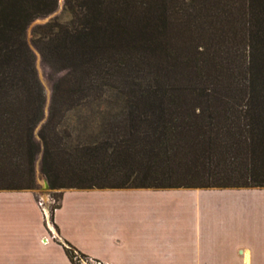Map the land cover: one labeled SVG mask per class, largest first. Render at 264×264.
<instances>
[{"label": "trees", "instance_id": "trees-1", "mask_svg": "<svg viewBox=\"0 0 264 264\" xmlns=\"http://www.w3.org/2000/svg\"><path fill=\"white\" fill-rule=\"evenodd\" d=\"M56 2L0 0V190L34 189L40 151L51 191L264 189V0H63L30 39L58 75L36 140L25 34ZM87 104L104 117L73 139L66 115Z\"/></svg>", "mask_w": 264, "mask_h": 264}, {"label": "crops", "instance_id": "crops-1", "mask_svg": "<svg viewBox=\"0 0 264 264\" xmlns=\"http://www.w3.org/2000/svg\"><path fill=\"white\" fill-rule=\"evenodd\" d=\"M38 201L0 190V264H264V189H66L54 238Z\"/></svg>", "mask_w": 264, "mask_h": 264}, {"label": "rangeland", "instance_id": "rangeland-1", "mask_svg": "<svg viewBox=\"0 0 264 264\" xmlns=\"http://www.w3.org/2000/svg\"><path fill=\"white\" fill-rule=\"evenodd\" d=\"M63 4H64L63 0H57L56 11L45 17H40L32 21L27 27L26 34H25L26 40L29 43L30 50L32 51L35 57L34 66H35V71H36V77L41 85V88L44 94V107H43L44 116H43V119L40 121V123L37 125V127L34 130V136L36 140H38L37 132L40 126L47 119L50 98H51L52 83L57 78L58 75L53 73L42 62L37 49L31 46L30 39H31L32 32L35 26L44 24L54 17L60 20L64 18L62 15ZM104 112H105V108L103 107L102 108L100 107L99 110H97L96 107L92 104L83 105L67 113L65 121H64L65 128L71 134V137L73 139H75L76 137H84L88 134L94 133L96 132V130L98 129V126L102 122L101 118L104 117L103 116ZM40 160H41V151L37 155V158L34 164L35 188L30 191H33L37 194L38 193L41 194L43 201H45V203H47V205L49 206L48 216H50L51 210L59 203V199H57L55 195L56 194L59 195V193L62 192L63 189L62 190H52V191L49 189V186H48V183L45 177L40 172ZM45 188H48V190ZM241 193H246V192L241 191Z\"/></svg>", "mask_w": 264, "mask_h": 264}, {"label": "built area", "instance_id": "built-area-1", "mask_svg": "<svg viewBox=\"0 0 264 264\" xmlns=\"http://www.w3.org/2000/svg\"><path fill=\"white\" fill-rule=\"evenodd\" d=\"M38 204L44 210V218L46 219V227H48V230L50 232V235L52 236V238H54L55 237V234H54V232L51 229V227H52V219H51V216H52V212L55 210V208H53L51 210L50 216H48L49 215V206L47 205V207H45L44 204H43V202H41V201H38ZM74 255H75L74 260L78 258V261L77 262L79 264H102V263H100L99 261H96V260H90V259L84 260V259H81L80 257L77 256V254L75 252H74Z\"/></svg>", "mask_w": 264, "mask_h": 264}, {"label": "water", "instance_id": "water-1", "mask_svg": "<svg viewBox=\"0 0 264 264\" xmlns=\"http://www.w3.org/2000/svg\"><path fill=\"white\" fill-rule=\"evenodd\" d=\"M45 189H47V190H48V188H45Z\"/></svg>", "mask_w": 264, "mask_h": 264}]
</instances>
